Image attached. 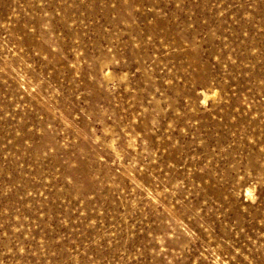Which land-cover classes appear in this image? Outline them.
Returning <instances> with one entry per match:
<instances>
[{
  "label": "rangeland",
  "instance_id": "obj_1",
  "mask_svg": "<svg viewBox=\"0 0 264 264\" xmlns=\"http://www.w3.org/2000/svg\"><path fill=\"white\" fill-rule=\"evenodd\" d=\"M0 264H264V0H0Z\"/></svg>",
  "mask_w": 264,
  "mask_h": 264
}]
</instances>
